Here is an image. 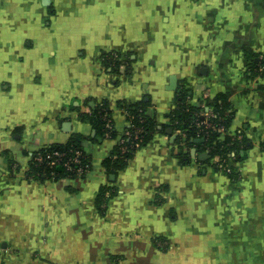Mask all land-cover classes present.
<instances>
[{
  "label": "crops",
  "instance_id": "0c3cea01",
  "mask_svg": "<svg viewBox=\"0 0 264 264\" xmlns=\"http://www.w3.org/2000/svg\"><path fill=\"white\" fill-rule=\"evenodd\" d=\"M181 89L206 121L227 97L235 177L170 127ZM141 101L159 130L119 166ZM73 138L85 175L29 174ZM0 264H264V0H0Z\"/></svg>",
  "mask_w": 264,
  "mask_h": 264
},
{
  "label": "trees",
  "instance_id": "16d2710c",
  "mask_svg": "<svg viewBox=\"0 0 264 264\" xmlns=\"http://www.w3.org/2000/svg\"><path fill=\"white\" fill-rule=\"evenodd\" d=\"M105 61L108 67L114 70L120 65V61L110 55L105 56ZM190 95V90H179L177 108L169 114L170 127L174 131H180L183 135H186L187 143L191 146L192 144H196L197 140L203 139V142L198 143V145H203L202 147H204V150H209L210 156L219 160L218 163L221 165L222 169H224L231 178L235 177L237 175V169L228 164L226 166L227 159H241V152L245 150L246 143L245 139H239L237 135H227L223 140L220 139L221 133H228L231 127L233 112L230 109V102L223 94H219L208 100L207 107L211 108L213 112L207 119V122L210 124V126H207L205 123L206 118L201 114L202 111H205V108L191 106L188 102ZM148 105V102L141 101L137 104L127 106L128 120L131 124L128 131L134 132L139 130L140 133L138 135L140 140L127 139L124 145L127 147L126 151H123V146L120 144L121 138L118 140L114 156L116 157L115 162L119 164V166H123L134 155L137 149V147L134 146L136 141L139 147H142L150 140L152 133L159 130V125L156 120L147 113ZM111 114V108L109 104L105 102L98 106L89 118L99 134L106 137L110 136L112 138H117L119 137V133L114 130ZM108 124H111V128H108ZM165 128L166 127L162 126V131H164ZM222 129L224 130L223 132ZM55 150L66 151L70 156L81 153L83 164L89 167L87 155L77 138L71 139V141L64 146H53L39 151L35 154L34 158ZM34 158L30 165L29 172L33 177L52 179L51 174L53 171L55 172L56 178L74 177L73 175L67 174L62 165H58L51 170L44 165H37ZM182 159L186 162L188 157L183 156Z\"/></svg>",
  "mask_w": 264,
  "mask_h": 264
},
{
  "label": "built area",
  "instance_id": "2783aa9c",
  "mask_svg": "<svg viewBox=\"0 0 264 264\" xmlns=\"http://www.w3.org/2000/svg\"><path fill=\"white\" fill-rule=\"evenodd\" d=\"M205 123L207 124V126H210V124L207 121H205ZM107 126L108 128H111V124H108ZM139 133H140L139 130H136L134 132L127 130L125 132V134L120 140V144L123 146V151L127 150V147L124 146L127 139L140 140L138 135ZM134 144H135L134 146H136L137 148L139 147L137 141ZM34 159L36 160L37 165L39 166L44 165L51 170L56 168L58 165H62L67 174L78 177L85 175L89 168L88 166L83 164V160H82L83 158L81 153H78L75 156L74 155L70 156L66 151L55 150L53 152H48L43 156L42 155L38 156ZM51 176L52 178H56L54 171L52 172Z\"/></svg>",
  "mask_w": 264,
  "mask_h": 264
},
{
  "label": "water",
  "instance_id": "95a60500",
  "mask_svg": "<svg viewBox=\"0 0 264 264\" xmlns=\"http://www.w3.org/2000/svg\"><path fill=\"white\" fill-rule=\"evenodd\" d=\"M175 88H176V78L175 77H172L171 78V87H170V89L173 90ZM197 142L202 143L203 142V139L197 140Z\"/></svg>",
  "mask_w": 264,
  "mask_h": 264
},
{
  "label": "rangeland",
  "instance_id": "374dc122",
  "mask_svg": "<svg viewBox=\"0 0 264 264\" xmlns=\"http://www.w3.org/2000/svg\"><path fill=\"white\" fill-rule=\"evenodd\" d=\"M227 164L230 165V166H232V165H231L232 163L230 164L229 162H227V163H226V166H227Z\"/></svg>",
  "mask_w": 264,
  "mask_h": 264
}]
</instances>
